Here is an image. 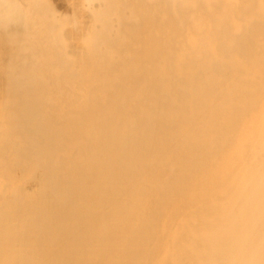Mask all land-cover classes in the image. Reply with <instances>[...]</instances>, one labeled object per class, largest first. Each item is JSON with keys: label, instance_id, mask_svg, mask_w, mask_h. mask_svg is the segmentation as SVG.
<instances>
[{"label": "bare ground", "instance_id": "obj_1", "mask_svg": "<svg viewBox=\"0 0 264 264\" xmlns=\"http://www.w3.org/2000/svg\"><path fill=\"white\" fill-rule=\"evenodd\" d=\"M0 264H264V0H0Z\"/></svg>", "mask_w": 264, "mask_h": 264}, {"label": "rangeland", "instance_id": "obj_2", "mask_svg": "<svg viewBox=\"0 0 264 264\" xmlns=\"http://www.w3.org/2000/svg\"><path fill=\"white\" fill-rule=\"evenodd\" d=\"M75 38V37H74Z\"/></svg>", "mask_w": 264, "mask_h": 264}]
</instances>
